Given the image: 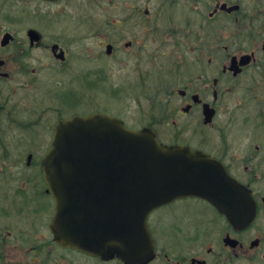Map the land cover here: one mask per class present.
<instances>
[{"label": "flooded vegetation", "instance_id": "obj_1", "mask_svg": "<svg viewBox=\"0 0 264 264\" xmlns=\"http://www.w3.org/2000/svg\"><path fill=\"white\" fill-rule=\"evenodd\" d=\"M117 102L134 105L129 119ZM258 105L264 0H0V264H264ZM95 114L220 167L208 171L209 199L149 215L152 243L136 261L52 230L44 156L61 121Z\"/></svg>", "mask_w": 264, "mask_h": 264}, {"label": "water", "instance_id": "obj_2", "mask_svg": "<svg viewBox=\"0 0 264 264\" xmlns=\"http://www.w3.org/2000/svg\"><path fill=\"white\" fill-rule=\"evenodd\" d=\"M219 168L202 152L164 146L152 130L131 131L116 118L64 120L43 159L56 201L52 230L68 246L136 261L151 245L150 212L187 196L208 198V171Z\"/></svg>", "mask_w": 264, "mask_h": 264}, {"label": "rangeland", "instance_id": "obj_3", "mask_svg": "<svg viewBox=\"0 0 264 264\" xmlns=\"http://www.w3.org/2000/svg\"><path fill=\"white\" fill-rule=\"evenodd\" d=\"M152 80H153V86L152 87H155V85L157 86V84L158 83H155V78H152ZM155 80V81H154ZM118 101V100H117ZM258 106H263L264 107V105H258ZM116 107H117V112H121L122 114H124L125 116H126V118H128L127 117V115H128V113L131 111V109L134 107V105H127L126 104V106L124 107V104L123 103H120V104H118V102H117V104H116ZM120 107L123 109V110H120ZM126 107H127V109H126ZM252 107H253V109L255 110V109H258L257 108V106H253L252 105ZM134 109V108H133ZM253 109H251V110H253ZM116 113V112H115ZM129 119V118H128ZM1 186H3V185H1ZM2 222V221H1Z\"/></svg>", "mask_w": 264, "mask_h": 264}]
</instances>
